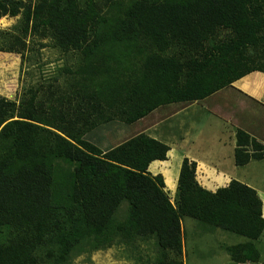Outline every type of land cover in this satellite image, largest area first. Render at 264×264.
I'll use <instances>...</instances> for the list:
<instances>
[{
	"label": "trees",
	"instance_id": "obj_1",
	"mask_svg": "<svg viewBox=\"0 0 264 264\" xmlns=\"http://www.w3.org/2000/svg\"><path fill=\"white\" fill-rule=\"evenodd\" d=\"M21 12L25 33L79 57L62 86L19 103L0 95V264H66L138 238L162 249L152 264H183L185 216L262 236L263 201L252 186L232 179L210 191L185 157L172 202L163 175L148 171L168 144L140 132L103 149L86 136L264 71V0H0V17ZM236 139L237 165L264 159L247 131ZM230 251L237 262L261 256L252 241Z\"/></svg>",
	"mask_w": 264,
	"mask_h": 264
},
{
	"label": "rangeland",
	"instance_id": "obj_2",
	"mask_svg": "<svg viewBox=\"0 0 264 264\" xmlns=\"http://www.w3.org/2000/svg\"><path fill=\"white\" fill-rule=\"evenodd\" d=\"M36 1L26 0L27 4L30 2L34 4ZM98 1L103 3L105 0ZM25 27L24 12L17 16L0 17V95L18 103L29 98L31 90L42 93L51 87L55 89L57 86H62L70 75L65 68L73 66L79 57L78 52H61L53 39L43 38L40 33L32 31L25 33ZM10 47L14 50L8 51ZM180 105L183 107L187 104ZM218 115L227 119L224 113L217 112V115H214L203 108L202 112L191 117L197 126L194 132L200 130L214 133L219 129L224 134L226 121ZM140 127L139 122L128 125L113 120L98 126L86 137L105 149L129 138ZM172 163L175 166L176 160ZM179 170L180 168L177 167V175ZM238 170V174L233 177L253 184L252 186L259 189L264 199V159L253 160L251 164L239 167ZM173 171L175 172V168ZM182 220L185 238V252L182 258L184 257L185 264H236V255L232 254L230 248L239 242L243 243L245 237L214 227H211L212 231L209 234L205 225L200 224L196 219L185 216ZM6 239L7 229H4L0 231V243L5 242ZM249 241H252L260 252L261 256L257 264H261L264 261V233L259 240ZM160 254L162 249L157 245L156 240L138 238L129 243L117 241L109 247L73 254L66 264H152ZM240 264L251 263L244 260Z\"/></svg>",
	"mask_w": 264,
	"mask_h": 264
},
{
	"label": "crops",
	"instance_id": "obj_3",
	"mask_svg": "<svg viewBox=\"0 0 264 264\" xmlns=\"http://www.w3.org/2000/svg\"><path fill=\"white\" fill-rule=\"evenodd\" d=\"M180 104L187 105L182 107ZM203 108L208 109L209 113L214 115H217V112L224 113L227 119L218 115L226 121L224 134L219 129L214 133H205L200 130L194 132L197 130V126L191 117L202 112ZM138 122L141 123V127L136 133L144 132L165 142L170 147L167 158L151 162L148 171L152 176L163 175L164 191L172 202H174L177 194L180 173L179 170L177 175V167L181 169L185 157L196 161V178L200 185L214 192L220 187L229 185L231 180L235 179L233 176L238 174L239 167H246L255 160L252 159L244 166L236 164L235 149L237 147L236 131L238 128L247 131L252 137L264 144V71H252L232 82L230 86L203 100L191 103H173L159 107ZM173 160H176L175 166L172 163ZM173 168H175V172ZM239 181L250 186L253 185L242 180ZM252 187L257 190L261 197L259 189ZM262 201L264 216V199ZM182 224L184 225L183 220ZM205 227L207 232L211 234V227ZM245 238L243 243L250 240ZM183 243L184 253V228ZM182 259L183 264H185L184 257ZM235 262L240 264V262ZM246 262L257 264L252 260H246Z\"/></svg>",
	"mask_w": 264,
	"mask_h": 264
}]
</instances>
